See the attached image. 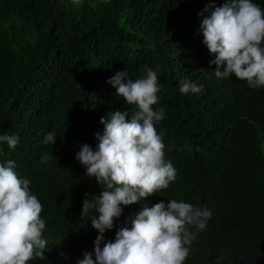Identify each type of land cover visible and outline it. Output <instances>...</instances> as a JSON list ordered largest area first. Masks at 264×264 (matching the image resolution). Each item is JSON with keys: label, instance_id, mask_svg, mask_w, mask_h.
Here are the masks:
<instances>
[{"label": "trees", "instance_id": "16d2710c", "mask_svg": "<svg viewBox=\"0 0 264 264\" xmlns=\"http://www.w3.org/2000/svg\"><path fill=\"white\" fill-rule=\"evenodd\" d=\"M256 2L264 7V0ZM207 3L0 0V134L19 138L13 149L0 143V163L14 160L18 176L30 181L48 248L28 264H76L93 253L98 231L93 212L81 217V206L103 186L84 175L75 153L82 143L95 147L100 117L135 110L108 78L125 70L134 80L146 68L157 71L161 87L152 107L165 113L155 128L176 179L122 206L104 239H114L144 204L191 199L211 217L184 264H264V88L215 77L214 57L198 31L197 13ZM181 78L203 88L181 94ZM48 131L57 134L53 145L40 142ZM45 151L51 158L41 163Z\"/></svg>", "mask_w": 264, "mask_h": 264}, {"label": "clouds", "instance_id": "9594fccd", "mask_svg": "<svg viewBox=\"0 0 264 264\" xmlns=\"http://www.w3.org/2000/svg\"><path fill=\"white\" fill-rule=\"evenodd\" d=\"M71 3L77 5L80 0ZM197 15L202 17L198 29L202 43L214 57L209 64L216 65L215 77L231 75L249 88H264V7L256 0H223L219 6L209 0ZM106 82L135 110L130 115L111 110L100 117L103 128L94 133L95 147L82 143L75 153L84 175L103 186L81 206V217L93 212L89 219L98 231L93 240L95 259L93 253L84 252L76 264H184L192 241L211 217L210 209L194 206L202 205L191 199L144 204L128 225L116 230L114 239H104L103 233L113 228L122 206L161 192L176 179V169L164 155L163 132L155 128L165 113L163 107H152L158 104L161 87L157 71L146 68L143 76L133 80L125 70H118ZM202 88L185 78L178 81L181 94L199 93ZM56 137L48 131L40 142L53 145ZM18 140L14 133L0 134V143L9 149ZM50 158L45 151L39 161L46 163ZM15 168L12 159L0 163V264H28L43 259L48 249L42 234V204L30 191V181L18 176Z\"/></svg>", "mask_w": 264, "mask_h": 264}]
</instances>
